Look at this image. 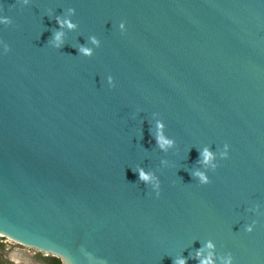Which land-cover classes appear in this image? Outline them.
I'll list each match as a JSON object with an SVG mask.
<instances>
[{"label":"water","instance_id":"water-1","mask_svg":"<svg viewBox=\"0 0 264 264\" xmlns=\"http://www.w3.org/2000/svg\"><path fill=\"white\" fill-rule=\"evenodd\" d=\"M0 17V235L63 264H264V0H0Z\"/></svg>","mask_w":264,"mask_h":264},{"label":"clouds","instance_id":"clouds-1","mask_svg":"<svg viewBox=\"0 0 264 264\" xmlns=\"http://www.w3.org/2000/svg\"><path fill=\"white\" fill-rule=\"evenodd\" d=\"M17 2H22L23 4H28L29 3V0H17ZM72 11V10H70ZM57 22L61 25V27H64L65 25L69 28V29H73L76 27V25H74L73 23H71L69 20H61L59 17H57ZM13 21L11 20V18H8V17H0V24H4L6 26L8 25H12ZM120 30L121 32H125L126 31V23L125 22H121L120 25ZM63 35L64 33L63 32H56L55 35H54V45L55 47L59 48L62 46L63 44ZM91 42L93 44H96L98 47H99V41L95 38V37H92L91 38ZM7 46H6V51H7ZM80 53H82L83 55H87V56H91L92 55V50L87 48V47H81L79 49ZM108 83L111 87H115V82H114V78L109 75L108 76ZM157 127L158 129H162L163 128V125L161 123H157ZM156 139V142L158 143V145L164 149L166 146H171L173 144V141L169 140V139H166L164 137V135L161 133H158L157 136L155 137ZM224 151L220 152V156L223 160L225 159H228L229 158V149H230V146L225 143L224 144ZM201 160H200V163L204 164V165H211L212 169L215 170L219 167V165L217 164H214L212 163V161L214 160L215 156H214V153L211 152L208 148H204V150L201 152ZM138 172H139V178L141 181H144V182H150L154 179V177L149 174V173H146L142 168L141 169H138ZM192 175L194 177H198L199 178V182L201 185H208L211 183V180L210 178L205 175L204 172H201L199 170L195 171L192 173ZM154 188H155V191H156V196L159 197L160 196V184L159 182L157 181L155 184H154ZM255 221L253 222L252 225H248L246 227V231L248 233H252L254 231V227H255ZM206 247L208 249H212L214 247V245L209 242ZM196 258H198L200 260V264H213V254L211 252H209L207 258H202V250L201 251H198L196 253ZM10 259H12L15 264H31V262L28 260V259H25L23 258V255L22 254H16V253H13L10 255ZM173 264H186V260L183 259V258H177ZM225 264H232V258L231 256H229V258L227 259V261H225Z\"/></svg>","mask_w":264,"mask_h":264},{"label":"flooded vegetation","instance_id":"flooded-vegetation-1","mask_svg":"<svg viewBox=\"0 0 264 264\" xmlns=\"http://www.w3.org/2000/svg\"><path fill=\"white\" fill-rule=\"evenodd\" d=\"M0 237H1V241H5V243L7 241L3 240V239H7V240L10 239V238L2 236V235ZM12 242H14V248H18L20 251L19 253L16 252V254H22L23 258H24V256L31 257L30 259L33 262L32 264H58L57 260L60 261V264H63V262L60 258L52 255L51 253H48V252H45V251L40 250V249L32 248V247L17 243L13 240H12ZM5 246L6 245H3L0 243V254L2 252L1 249L4 248ZM10 248H12V247H10ZM7 261H9V260H7ZM9 262L15 264V262L13 260H11Z\"/></svg>","mask_w":264,"mask_h":264},{"label":"rangeland","instance_id":"rangeland-1","mask_svg":"<svg viewBox=\"0 0 264 264\" xmlns=\"http://www.w3.org/2000/svg\"><path fill=\"white\" fill-rule=\"evenodd\" d=\"M1 236V235H0ZM3 240H6L7 242L5 243V241H1V237H0V243L3 244V245H6L4 248H2V252H1V256L3 259H7L9 261H11L12 259H10V255L13 254V253H19V249L18 248H14V242H12V240H7V239H3ZM12 247V248H10ZM25 259H28L31 264L33 263L32 260L30 259L31 257H28V256H24Z\"/></svg>","mask_w":264,"mask_h":264},{"label":"trees","instance_id":"trees-1","mask_svg":"<svg viewBox=\"0 0 264 264\" xmlns=\"http://www.w3.org/2000/svg\"><path fill=\"white\" fill-rule=\"evenodd\" d=\"M57 262H58V264H60L59 260H57ZM0 264H13V263L7 261L6 259H3L1 254H0Z\"/></svg>","mask_w":264,"mask_h":264}]
</instances>
